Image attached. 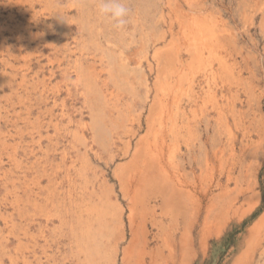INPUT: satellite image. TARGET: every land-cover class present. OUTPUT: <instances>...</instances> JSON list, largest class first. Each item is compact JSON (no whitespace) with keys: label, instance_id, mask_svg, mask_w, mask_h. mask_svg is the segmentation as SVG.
I'll list each match as a JSON object with an SVG mask.
<instances>
[{"label":"rangeland","instance_id":"1","mask_svg":"<svg viewBox=\"0 0 264 264\" xmlns=\"http://www.w3.org/2000/svg\"><path fill=\"white\" fill-rule=\"evenodd\" d=\"M126 4L117 30L96 0H0V264H264V0ZM138 147L172 181L140 187Z\"/></svg>","mask_w":264,"mask_h":264},{"label":"bare ground","instance_id":"2","mask_svg":"<svg viewBox=\"0 0 264 264\" xmlns=\"http://www.w3.org/2000/svg\"><path fill=\"white\" fill-rule=\"evenodd\" d=\"M59 2V1H58ZM71 4V3H70ZM63 5V4H62ZM80 8H81V6H80ZM176 8H178V7H176ZM64 9V8H63ZM82 9H83V7H82ZM189 11V10H188ZM80 13V12H79ZM195 13V12H194ZM195 15V14H194ZM197 15V14H196ZM27 16V15H26ZM48 16V15H47ZM188 16V15H187ZM190 16H191V14H190ZM30 17V16H29ZM73 18V17H72ZM66 19V18H65ZM64 19V20H65ZM68 19V18H67ZM70 19V18H69ZM80 19H81V16H80ZM45 20H46V18H45ZM54 20V19H53ZM194 20V19H193ZM47 21V20H46ZM69 21V20H68ZM190 21V20H189ZM197 21V20H196ZM55 22V21H54ZM57 22V21H56ZM82 22V21H81ZM34 23V22H33ZM42 23V22H41ZM198 23V22H197ZM78 24V23H77ZM79 24H81V23H79ZM46 26V25H45ZM67 27V26H66ZM79 27V26H78ZM41 28V27H40ZM50 28V27H49ZM183 28V27H182ZM181 28V29H182ZM37 29V28H36ZM199 30H200V28H199ZM48 31V30H47ZM182 31V30H181ZM195 31V30H194ZM41 31H39V33H40ZM193 32V31H192ZM189 33V32H188ZM41 34V33H40ZM192 34V33H191ZM221 34V33H220ZM194 35V34H193ZM48 36V35H47ZM46 36V37H47ZM195 36V35H194ZM211 36V35H210ZM177 37V36H176ZM200 37V36H199ZM202 37V36H201ZM208 37V36H207ZM194 39L196 40V37H194ZM198 39H200V38H198ZM197 39V40H198ZM202 39V38H201ZM42 40H44V39H42ZM187 40H188V38H187ZM185 41V40H184ZM202 43H203V41H201ZM49 43V42H48ZM185 43H187L186 41H185ZM196 43H197V41H196ZM206 43V41L204 42V44ZM4 44V43H3ZM35 44V43H34ZM38 43H36V45H37ZM203 44V45H204ZM33 45V44H32ZM45 45V44H44ZM179 46V45H178ZM177 46V47H178ZM174 47V46H173ZM199 47V46H198ZM208 47V46H207ZM206 48V47H205ZM178 49V48H177ZM42 50V49H41ZM201 50V49H200ZM39 51V50H38ZM42 52V51H41ZM200 54V53H199ZM27 57V56H26ZM197 60V59H196ZM202 61V60H201ZM117 63V62H116ZM94 65V64H93ZM160 65V64H159ZM190 67V66H189ZM41 68V67H40ZM94 68H95V66H94ZM86 69V68H85ZM185 70V69H184ZM65 71V70H64ZM79 71V70H78ZM91 73H92V71H91ZM89 74V73H88ZM87 74V75H88ZM84 75V74H83ZM131 76V75H130ZM77 78V77H76ZM178 78V77H177ZM75 81V80H74ZM180 82V81H179ZM190 82V81H189ZM77 83V82H76ZM86 83V82H85ZM84 83V84H85ZM97 84H99V83H97ZM167 84H169L168 82H167ZM100 85V84H99ZM176 85V84H175ZM178 85V84H177ZM68 86V85H67ZM155 86V85H154ZM163 86V85H162ZM161 87V86H160ZM165 87V86H164ZM178 87V86H177ZM56 88V87H55ZM100 88H101V86H100ZM175 88V87H174ZM46 90V89H45ZM168 91H169V89H168ZM181 91H182V89H181ZM85 92V91H84ZM57 93V92H56ZM169 94H171V93H169ZM202 94V93H201ZM178 95V94H177ZM174 96V95H173ZM157 97V96H156ZM175 97V96H174ZM178 97V96H177ZM181 98V97H180ZM178 99L177 101H176V99L174 98V100L176 101V103H174V105H175V108H176V110L173 112L174 113V120L172 121V122H174V123H172V124H174V125H176L177 124V121L179 120V119H181L182 120V122H186L187 121V119H188V117H186L185 115H186V113H185V111L182 109L183 108V106H182V99ZM173 99V98H172ZM109 100V99H108ZM191 100L192 101H194V103H197V100H196V98H191ZM190 100V101H191ZM88 102V101H87ZM93 102V101H92ZM171 102V101H170ZM189 102V101H188ZM187 102V103H188ZM193 103V104H194ZM59 105V104H58ZM197 105V104H196ZM63 107V106H62ZM97 108V107H96ZM165 108V107H164ZM169 108V107H168ZM174 108V109H175ZM162 110H163V108H162ZM186 110V109H185ZM192 110V109H191ZM173 111V110H172ZM112 113V112H111ZM170 112H168V114H169ZM167 114V113H166ZM172 114V113H171ZM183 115H184V117H183ZM62 116V115H61ZM163 117V116H162ZM62 119V118H61ZM117 121V120H116ZM69 123V122H68ZM82 124H84V123H82ZM122 124V123H121ZM124 124V123H123ZM59 125V124H58ZM183 125V124H182ZM79 126V125H78ZM171 126V125H170ZM80 127V126H79ZM173 128V126L171 127V129ZM19 130H20V128H19ZM163 130V129H162ZM151 131V130H150ZM171 131V130H170ZM23 132V131H22ZM152 132V131H151ZM150 132V133H151ZM161 132V131H160ZM155 133V132H154ZM163 133V132H162ZM167 133V132H166ZM168 133H170V134H172V132H169L168 131ZM167 134H165V136H166ZM229 135V134H228ZM233 135V134H232ZM23 137H25V136H23ZM148 138V137H147ZM162 138H164L163 136L161 137V139ZM165 140V139H164ZM163 140V141H164ZM40 141V140H39ZM150 141V140H149ZM162 140H161V143L163 142ZM147 142V141H146ZM155 143H157L156 141H154ZM149 142H147V144H148ZM164 143V142H163ZM6 144V143H5ZM35 144V143H34ZM147 144H143L144 146H146ZM150 145H151V147L153 148L152 150L153 151H155L156 150V147H157V144H156V147L154 146H152L153 144L150 142L149 143ZM160 144V143H159ZM159 144H158V147H159ZM8 146V145H7ZM138 146V145H137ZM149 146V145H148ZM168 146V145H167ZM141 147V146H140ZM140 147H138V149L135 151V153H134V157H133V160H134V162L135 163H137V162H139V164H140V162H142V167H140V168H142L141 170H139V168H138V173H136L135 174V176H134V174L132 175V176H134V177H137V179H138V183H139V186L141 187V186H143V187H147V186H149V185H152V183H153V185H154V183L156 182L157 183V180H159L158 182L159 183H161V179L162 178H164V179H168V181L167 182H164V183H168L169 181H172V177L167 173V169H166V166H163V165H159V163H161L160 162V157L158 156V154L156 155L154 152V154L155 155H153L152 156V154L150 155V156H152V157H154V158H152V157H150L152 160L153 159H155V161H151L150 160V158H149V154L152 152V150L150 149L151 147H147L146 148V151H147V153L148 154H144L143 155V153L145 152V150H144V152H142L141 150L143 149V148H140ZM28 148H29V146H28ZM39 148V147H38ZM155 148V149H154ZM26 149V148H25ZM44 149V148H43ZM151 150V152H150V150ZM165 149V147L163 146L162 148H161V150H160V147H159V150H160V152L159 153H161V154H163L164 153V150ZM2 150V149H1ZM158 149L156 150V152L157 151H159ZM28 151V150H27ZM42 151V150H41ZM168 151V150H167ZM48 152H49V149H48ZM171 152V151H170ZM39 153V152H38ZM146 153V152H145ZM43 154H44V151H43ZM40 155V154H39ZM45 155V154H44ZM47 155H49V154H47ZM54 155V154H53ZM160 155V154H159ZM171 156L173 155V152H171V154H170ZM35 156H36V154H35ZM56 156V155H55ZM145 156H148V160L146 159V157ZM6 157H7V155H6ZM5 157V158H6ZM44 157H46V156H44ZM155 157H157V158H155ZM162 157V156H161ZM16 158V157H15ZM28 158V157H27ZM36 158V157H35ZM34 158V159H35ZM30 159V158H29ZM61 159V158H60ZM69 159V158H68ZM173 159V158H172ZM172 159H169V163L170 164H172ZM38 160V159H37ZM47 160V159H46ZM24 161V160H23ZM22 161V162H23ZM151 161V162H150ZM174 161V160H173ZM158 162V163H157ZM175 162V161H174ZM36 163H37V161H36ZM44 163V162H43ZM64 163V162H63ZM67 163V162H66ZM81 163V162H80ZM16 164V163H15ZM56 164H58V163H56ZM60 164H62V163H60ZM59 164V165H60ZM154 164V166H153V168L154 169H151V170H153L152 172L149 170V168H148V170H146L145 168H144V166H149V165H153ZM207 164H208V162H207ZM82 165V164H81ZM75 166V165H74ZM139 166V165H138ZM137 166V167H138ZM147 166V167H148ZM22 167V166H21ZM56 167H58V165L56 166ZM62 167V166H61ZM77 167H79V166H77ZM134 167H135V170H136V165L134 164ZM1 168V167H0ZM29 168H31V167H29ZM82 168V167H81ZM63 170V169H62ZM75 170V169H74ZM79 170V169H78ZM77 170V171H78ZM122 169H120V171H121ZM134 170V169H133ZM7 171V170H6ZM5 171V172H6ZM53 171V170H52ZM76 171V170H75ZM8 172V171H7ZM15 172V171H14ZM19 172V171H18ZM58 172V171H57ZM136 172H137V170H136ZM16 173V172H15ZM21 173V172H20ZM55 173V172H54ZM59 173H61V172H59ZM75 173V172H74ZM80 173H82V171L80 172ZM133 173V172H132ZM151 173V174H150ZM19 174V173H18ZM23 174V173H22ZM35 174V173H34ZM56 174V173H55ZM62 174V173H61ZM65 174H67L68 175V173H65ZM10 175V174H9ZM9 175H7V176H9ZM67 175H66V177H67ZM81 175V174H80ZM57 176V175H56ZM72 176V175H71ZM75 176V175H74ZM77 176V175H76ZM82 176V175H81ZM2 177H3V175H2ZM10 177V176H9ZM73 177V176H72ZM84 177H86L85 175H84ZM12 178H14V177H12ZM50 178V177H49ZM61 178V177H60ZM59 178V179H60ZM202 178V177H201ZM31 179V178H30ZM54 179V178H53ZM58 179V178H57ZM83 180H84V178H82ZM1 180H3V179H1ZM69 180H71V179H69ZM74 180V179H73ZM80 180V179H79ZM178 180V179H177ZM4 181V180H3ZM12 181V180H11ZM26 181V180H25ZM58 181H60L61 182V180H58ZM5 182V181H4ZM29 182V181H28ZM41 182V181H40ZM48 182V181H47ZM52 182V181H51ZM54 182H55V180H54ZM84 182V181H83ZM178 182V181H177ZM179 182H180V179H179ZM178 182V184H180ZM1 183V182H0ZM71 183H74V182H71ZM75 183H77L76 182V178H75ZM137 183V184H138ZM3 184V183H2ZM40 184V183H39ZM55 184V183H54ZM1 185V184H0ZM48 185H50V183L48 184ZM52 185H53V183H52ZM61 185V184H60ZM63 185V184H62ZM69 185V184H68ZM78 185H79V183H78ZM84 185V184H83ZM25 186V185H24ZM28 186H30V185H28ZM32 186V185H31ZM37 186V185H36ZM57 186V185H56ZM45 187V186H44ZM70 187V186H69ZM73 187V186H72ZM71 187V188H72ZM19 188V187H18ZM31 188H33V187H31ZM51 188H52V186H51ZM58 188V187H57ZM56 188V189H57ZM75 188V187H74ZM80 190H81V187H78ZM88 188V187H87ZM206 188V187H205ZM11 189H12V187H11ZM44 189V188H43ZM76 189V188H75ZM82 189H84V188H82ZM86 189V188H85ZM2 190V189H1ZM21 190V189H20ZM71 190V189H70ZM77 190V189H76ZM7 191V190H6ZM23 191V190H22ZM28 191V190H27ZM41 191V190H40ZM64 191V190H63ZM86 191V190H85ZM187 191H189V190H187ZM228 191V190H227ZM19 192V191H18ZM30 192V191H29ZM43 192H45V191H43ZM43 192H41V193H43ZM46 192H48V191H46ZM57 192V191H56ZM55 192V193H56ZM66 192V191H65ZM68 192V191H67ZM71 193H72V190L70 191ZM79 191H77V193H78ZM190 192V191H189ZM188 192V193H189ZM4 193V192H3ZM8 193V192H7ZM31 193V192H30ZM63 193V192H62ZM80 193H82L81 191H80ZM225 193V192H224ZM228 193V192H227ZM11 194H13V193H11ZM19 194V193H18ZM22 194V193H21ZM44 194V193H43ZM67 193H65V195H66ZM89 194H90V192H89ZM190 194V193H189ZM15 195V194H14ZM31 195V194H30ZM47 195V194H46ZM82 195H83V193H82ZM86 195H88L87 194V192H86ZM171 195V194H170ZM3 196V195H2ZM32 196H34V195H32ZM44 196V195H43ZM54 196V195H53ZM72 196V195H71ZM77 196V198H78V195L76 194L75 195V197ZM81 196V195H80ZM84 196H85V193H84ZM90 196V195H89ZM27 197V196H26ZM65 197V196H64ZM171 197V196H170ZM7 198V197H6ZM27 198H29V197H27ZM34 198V197H33ZM41 198H42V196H41ZM56 198H57V196H56ZM61 198H63V196L61 197ZM88 198V197H87ZM91 198H92V194H91ZM91 198H90V200H91ZM219 198V197H218ZM235 198V197H234ZM32 199V198H31ZM30 199V200H31ZM68 199V198H67ZM76 199V198H75ZM79 199V198H78ZM44 200V199H43ZM42 200V201H43ZM47 200V199H46ZM64 200H65V198H64ZM71 200V199H70ZM87 200V199H86ZM94 201H95V199H93ZM236 200V199H235ZM32 201H34V199L32 200ZM38 201H39V199H38ZM77 201V200H76ZM79 201V200H78ZM44 202V201H43ZM55 202V201H54ZM81 202V201H80ZM83 202H87V201H84V199H83ZM67 203H68V201H67ZM227 203V202H226ZM31 204V203H30ZM40 204H43V203H40ZM56 204V203H55ZM88 203H86V205H87ZM233 204V203H232ZM31 205H33V204H31ZM61 205V204H60ZM66 205H68V204H66ZM70 205V204H69ZM86 205H84V207L86 206ZM89 205L91 206V204L89 203ZM100 205V204H99ZM107 205V204H106ZM110 205V204H109ZM219 205V204H218ZM24 206V205H23ZM62 206V205H61ZM78 206V205H77ZM83 206V205H82ZM229 206V208H230V205H228ZM28 207V206H27ZM31 208H32V211H34V209H33V207L32 206H30ZM49 207H50V205H49ZM54 207V206H53ZM113 207V206H112ZM23 208V207H22ZM57 208V207H56ZM61 208H63V207H61ZM82 208V207H81ZM96 207H94V209H95ZM101 208V207H100ZM106 208H108V207H106ZM196 208V207H195ZM220 208H222V207H220ZM219 208V209H220ZM13 209V208H12ZM39 209V208H38ZM41 209V208H40ZM51 209H52V207H51ZM66 209V208H65ZM68 209H70L69 207H67V210ZM83 209V208H82ZM85 209V208H84ZM111 209V208H110ZM109 209V210H110ZM28 210V209H27ZM42 210V209H41ZM46 210H48V209H46ZM54 210H57V209H54ZM53 210V211H54ZM99 210V209H98ZM97 210V211H98ZM224 210V214H225V212H227V211H225V208L223 209ZM197 211V210H196ZM219 211V210H218ZM29 212V211H28ZM37 212V211H36ZM42 212V211H41ZM44 212H45V210H44ZM47 212V211H46ZM50 212H52V211H50ZM70 212H71V209H70ZM70 212H68V215H69V213ZM79 212V211H78ZM100 212V211H99ZM222 212V211H221ZM58 213V212H57ZM63 213V212H62ZM95 213H97V212H95ZM14 214V213H13ZM36 214V213H35ZM51 214V213H50ZM49 214V215H50ZM53 214V213H52ZM70 214H72L73 215V211H72V213H70ZM5 215V214H4ZM3 215V216H4ZM8 215V214H7ZM16 215H17V213H16ZM38 215V214H37ZM68 215H67V217H68ZM85 215V214H84ZM94 215V214H93ZM95 215H97V214H95ZM94 215V216H95ZM2 215H0V217H1ZM14 216V215H13ZM31 216V215H30ZM61 216V215H60ZM65 216V215H64ZM82 216V215H81ZM86 216V215H85ZM222 216V215H221ZM32 217V216H31ZM54 217V216H53ZM52 217V218H53ZM70 217V216H69ZM72 217V216H71ZM70 217V218H71ZM79 217H80V215H79ZM27 218V217H26ZM57 218V217H56ZM61 218V217H60ZM69 218V219H70ZM86 218V217H85ZM101 218V217H100ZM154 218H155V216H154ZM207 218L208 217H205V220H204V224H203V228H202V241L203 242H205L206 241V238H207V236H208V232H209V229H210V224L207 222ZM23 219H24V217H23ZM30 219V218H29ZM32 219V218H31ZM61 219H63V217L61 218ZM66 219H68V218H66ZM71 219H73V218H71ZM156 219V218H155ZM45 220V219H44ZM65 220V219H64ZM76 220V219H75ZM95 220V219H94ZM18 221V220H17ZM16 221V222H17ZM20 221V220H19ZM24 221V220H23ZM26 221V220H25ZM35 221V220H34ZM47 221V220H46ZM49 221V220H48ZM70 220H68V222H69ZM74 221V220H73ZM15 222V221H14ZM42 222V221H41ZM67 222V221H66ZM71 222V221H70ZM69 222V225H71V223ZM76 222V221H75ZM74 222V223H75ZM83 222V221H82ZM97 222V221H96ZM5 223V222H4ZM8 223V222H7ZM10 223V222H9ZM8 223V224H9ZM23 223V222H22ZM21 223V224H22ZM48 223V222H47ZM46 223V224H47ZM73 223V224H74ZM2 224V223H1ZM50 224H51V222H50ZM93 224V223H92ZM264 224V214H263V216L261 217V219L257 222V224L254 226V228H251L254 232L253 233H255L256 232V234H257V232H259V234L262 232V229H263V225ZM5 225V224H4ZM42 225V224H41ZM48 225V224H47ZM53 225V224H52ZM59 225L61 226V224L59 223ZM66 225V224H65ZM81 225V224H80ZM43 226H45V225H43ZM57 226V225H56ZM72 226H75V225H72ZM95 226V225H94ZM252 226V225H251ZM59 227V226H58ZM189 226L187 225V227H185V230H187V232L189 231V228H188ZM28 228V227H27ZM41 228V227H40ZM46 228V227H45ZM62 228V227H61ZM64 228H68V227H66V226H64ZM63 228V229H64ZM1 229H2V227H1ZM5 229V228H4ZM3 229V230H4ZM8 229V228H7ZM53 229V228H52ZM62 229V230H63ZM75 229V228H74ZM99 229L100 228H98V232H99ZM30 230V229H29ZM43 230V229H42ZM66 230V229H65ZM79 230V229H78ZM91 230H93V229H91ZM7 231V230H6ZM38 231V230H37ZM48 231V230H47ZM58 231V230H57ZM68 231V230H67ZM73 231V230H72ZM3 232V231H2ZM11 232V231H10ZM16 232V231H15ZM14 232V233H15ZM43 232V231H42ZM97 232V231H96ZM186 232V233H187ZM190 232V231H189ZM22 233V232H21ZM30 233H33V232H30ZM38 234H39V232H37ZM44 233V232H43ZM48 233V232H47ZM80 233V232H79ZM78 233V234H79ZM82 233H83V231H82ZM95 233V232H94ZM12 234V233H11ZM37 234V235H38ZM72 233H70V235H71ZM99 234V233H98ZM100 234H101V230H100ZM2 235H4V234H2ZM22 235H23V233H22ZM66 235V234H65ZM189 235H190V233H189ZM5 236V235H4ZM21 236V235H20ZM35 236V235H34ZM41 236V235H40ZM63 236V235H62ZM96 236H97V234H96ZM182 236H184L185 237V234L183 233L182 234ZM181 236V237H182ZM186 236L187 237H185V239L183 238V240L181 241V243H180V245H181V247L183 248V249H186L187 247H189L190 248V245H191V240H190V237L188 238V235L186 234ZM33 237V236H32ZM72 237V236H71ZM80 237V236H79ZM86 237V236H85ZM8 238V237H7ZM15 238V237H14ZM22 238V237H21ZM35 238V237H34ZM80 238H82V237H80ZM91 238V237H90ZM89 238V239H90ZM11 239H12V237H11ZM19 239V238H18ZM259 239V238H258ZM8 240V239H7ZM16 240V239H15ZM72 240V239H71ZM83 241H85L84 239H82ZM91 240V239H90ZM97 240H98V237H97ZM3 241V240H2ZM5 241V240H4ZM22 241V240H21ZM26 241H28V240H26ZM81 241V240H80ZM258 241L259 240H257V243H258ZM18 242V241H17ZM28 242H30V241H28ZM55 242V241H54ZM73 242V241H72ZM92 242V241H91ZM8 243H9V241H8ZM7 243V244H8ZM14 243V242H13ZM37 243V242H36ZM35 243V244H36ZM75 243V242H74ZM74 243L72 244V245H74ZM86 243H89V241L88 242H86ZM256 243V244H257ZM34 244V245H35ZM79 244H80V242H79ZM1 245V244H0ZM6 245V244H5ZM32 245H33V243H32ZM38 244H36V246H37ZM83 245V244H82ZM82 245H79V247H81ZM84 245H85V243H84ZM89 245H91L90 243H89ZM87 246V245H86ZM92 246V245H91ZM22 247V246H21ZM32 247V246H31ZM20 248V247H19ZM36 248V247H35ZM34 248V249H35ZM39 248V247H38ZM46 248V247H45ZM84 248V247H83ZM31 249V248H30ZM33 249V248H32ZM31 249V250H32ZM33 249V250H34ZM47 249V248H46ZM248 250L250 249H256V246H254V243L252 242V243H250V244H248V248H247ZM9 250V249H8ZM25 250V249H24ZM76 250V249H75ZM97 250V249H96ZM0 251H1V249H0ZM29 251V250H28ZM42 251H43V249H42ZM53 251V250H52ZM79 251V250H78ZM21 252V251H20ZM50 252V251H49ZM129 252V251H128ZM246 252V251H245ZM5 253V252H4ZM12 253V252H11ZM10 253V254H11ZM14 253V252H13ZM18 253V252H17ZM30 253V252H29ZM91 253V252H90ZM93 253V252H92ZM124 255H126V250L124 251ZM249 253V252H248ZM247 253V254H248ZM1 254V253H0ZM8 254H9V252H8ZM8 254H6V255H8ZM21 254H22V252H21ZM31 254H34V252L33 253H31ZM47 254V253H46ZM50 254V253H49ZM53 254H54V252H53ZM53 254H51V255H53ZM55 254H57V253H55ZM78 254V253H77ZM83 254V253H82ZM97 254H98V251H97ZM193 254V252H192V250H183V255H182V260H181V264H189V258H191V255ZM35 255V254H34ZM72 255H73V253H72ZM80 255V254H79ZM79 255H77V256H79ZM88 255V254H87ZM94 255V254H93ZM96 255V254H95ZM130 255V254H129ZM249 255V254H248ZM22 256V255H21ZM33 256V255H32ZM66 256V255H65ZM74 256V255H73ZM81 256H83V255H81ZM98 256V255H97ZM114 256V255H113ZM3 257V256H2ZM27 257H29V256H27ZM26 257V258H27ZM34 257V256H33ZM75 257V256H74ZM126 257V256H125ZM125 257H123V258H125ZM4 258V257H3ZM8 258H10V257H8ZM14 258H16V257H14ZM30 258V257H29ZM28 258V259H29ZM36 258V257H35ZM47 258V257H46ZM65 258V257H64ZM94 258V257H93ZM128 258V257H127ZM22 259V258H21ZM38 258H36V260H37ZM53 259V258H52ZM83 259V258H82ZM2 260V259H1ZM0 260V261H1ZM33 260V259H32ZM35 260V261H36ZM78 260H80V258L78 259ZM93 260V259H92ZM5 261V260H4ZM19 261V260H18ZM30 261V260H29ZM39 261V260H38ZM43 261V260H42ZM83 261H85V259L83 260ZM124 261V260H123ZM9 262V261H8ZM22 262V261H21ZM33 262V261H32ZM50 262V261H49ZM53 262V261H52ZM59 262V261H58ZM77 261H75V263H76ZM18 263V262H17ZM24 263V262H23ZM26 263V262H25ZM39 263V262H38ZM42 263H44V262H42ZM46 263V262H45ZM53 263H55V262H53ZM56 263H57V261H56ZM80 263H82V262H80ZM2 264V263H1ZM10 264V263H9ZM21 264V263H20ZM34 264V263H33ZM88 264V263H87ZM92 264H93V262H92Z\"/></svg>","mask_w":264,"mask_h":264},{"label":"clouds","instance_id":"3","mask_svg":"<svg viewBox=\"0 0 264 264\" xmlns=\"http://www.w3.org/2000/svg\"><path fill=\"white\" fill-rule=\"evenodd\" d=\"M97 15L112 23L117 30H122L127 24L129 8L126 0H96Z\"/></svg>","mask_w":264,"mask_h":264}]
</instances>
